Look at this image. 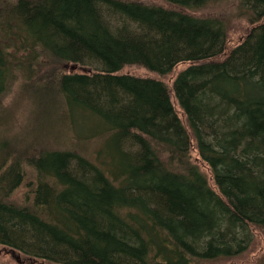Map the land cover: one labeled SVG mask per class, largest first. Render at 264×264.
I'll return each instance as SVG.
<instances>
[{"label":"trees","instance_id":"1","mask_svg":"<svg viewBox=\"0 0 264 264\" xmlns=\"http://www.w3.org/2000/svg\"><path fill=\"white\" fill-rule=\"evenodd\" d=\"M165 1L12 0L0 12V97L16 72L52 66L77 133L103 134L98 163L61 148L23 159L35 180L24 204L7 198L21 159L4 166L0 244L57 264H195L264 232V0H238L248 30L233 43L227 20L185 10L219 0ZM102 8L136 29H112ZM181 63L171 83L120 72Z\"/></svg>","mask_w":264,"mask_h":264},{"label":"rangeland","instance_id":"2","mask_svg":"<svg viewBox=\"0 0 264 264\" xmlns=\"http://www.w3.org/2000/svg\"><path fill=\"white\" fill-rule=\"evenodd\" d=\"M12 0H0V12L4 14ZM144 4L172 7L165 0H134ZM184 9V8H183ZM104 10V11H103ZM196 15L214 14L227 20L228 39L236 42L248 30V22L240 15L238 0H219L199 9H185ZM103 19L112 29L126 27L129 31L136 29L127 20L119 21L116 16L102 8ZM120 18V17H119ZM114 26V27H113ZM5 43H9L5 40ZM10 45H12L10 43ZM36 66V65H35ZM33 72L40 69L39 74L17 73L10 79L8 91L0 97V172L4 166L21 159L24 169L23 182L14 189L7 198L17 204L30 201V184L35 181L30 174L27 157H32L43 149H74L92 162L98 163L97 152L102 143V132L93 135L80 129L76 131L77 123L71 118L62 104V98L54 86L59 69L47 65V68L35 67ZM185 66L184 63L175 66L174 70L165 75H158L139 65H126L122 72L134 73L139 76H155L166 83H171L176 72ZM75 68V66H74ZM73 71H82L85 67L78 65ZM42 69V71H41ZM47 69V74H45ZM57 70V71H56ZM89 134L93 136H88ZM37 155V154H36ZM26 157V158H25ZM3 160V161H2ZM2 161V163H1ZM3 166V167H2ZM204 169V164L200 166ZM6 169V168H5ZM207 173V171H205ZM33 179V181L31 180ZM0 264H57L48 260L28 257L24 253L0 244ZM194 264V263H193ZM195 264H264V232L254 230L250 245L240 254L229 258H216Z\"/></svg>","mask_w":264,"mask_h":264},{"label":"water","instance_id":"3","mask_svg":"<svg viewBox=\"0 0 264 264\" xmlns=\"http://www.w3.org/2000/svg\"><path fill=\"white\" fill-rule=\"evenodd\" d=\"M74 68V67H73Z\"/></svg>","mask_w":264,"mask_h":264}]
</instances>
